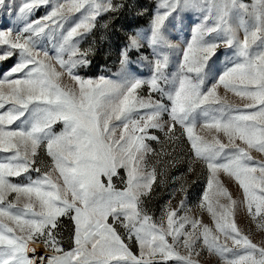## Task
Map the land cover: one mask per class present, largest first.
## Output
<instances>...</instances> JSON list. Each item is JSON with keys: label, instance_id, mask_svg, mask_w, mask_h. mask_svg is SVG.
I'll return each instance as SVG.
<instances>
[{"label": "snow or ice", "instance_id": "1", "mask_svg": "<svg viewBox=\"0 0 264 264\" xmlns=\"http://www.w3.org/2000/svg\"><path fill=\"white\" fill-rule=\"evenodd\" d=\"M41 7L50 10L32 19ZM125 7L0 0V14L22 24L0 29V62L17 58L0 77V264H202L204 252L221 264H264V243L235 219L242 204L264 233V0H155L147 31L130 34L120 50L115 78L79 75L94 54L81 42L100 17ZM189 12L200 19L182 47L170 35L183 31ZM144 66L147 77L138 74ZM185 137L188 171L200 164L207 173L199 209L211 225L187 214L183 183L184 199L175 208L169 201L158 221L145 207ZM221 173L239 185L242 201ZM25 176L27 183L11 179ZM63 217L73 224L68 249L58 238Z\"/></svg>", "mask_w": 264, "mask_h": 264}, {"label": "rangeland", "instance_id": "2", "mask_svg": "<svg viewBox=\"0 0 264 264\" xmlns=\"http://www.w3.org/2000/svg\"><path fill=\"white\" fill-rule=\"evenodd\" d=\"M11 2V0H9ZM115 2H123L127 7L121 9L118 13L106 14L98 19L97 27L94 31L85 37L81 42V48H88L91 46L94 49V54L89 58L91 64L86 68L77 69V73L85 78H96L99 76L114 77V74L118 71L119 63L118 57L120 50L126 45L127 37L130 34H134L136 31H147L150 13L155 9V0H115ZM248 2V0H246ZM19 3V0H17ZM147 10L144 15H138L137 13L141 10ZM50 10L48 8L41 7L32 16V19H37L46 14ZM199 14L196 12H189L185 14L184 19V29L180 33H172L170 39L173 43L180 44L182 47L185 42L191 39V30L196 23L199 22ZM106 25V26H105ZM9 27H22V24L15 22V18H9L7 15L0 14V29L7 30ZM44 47L49 50L50 55H54L51 45L45 41ZM148 49L145 48V55L148 54ZM132 59L136 60L138 53L131 54ZM178 58V57H177ZM16 57H12L5 62H0V77L3 73L10 69L16 63ZM149 59L151 57L149 56ZM221 62L223 61V54L220 55ZM54 62V61H53ZM146 64V62H145ZM58 67V66H57ZM135 67V66H134ZM59 70V69H58ZM174 70V69H173ZM221 70H223L221 68ZM143 74L147 77L150 75L147 66L139 69L138 74ZM63 83L68 84V77L63 78ZM220 94H224L223 88L219 89ZM142 95L147 96V89L144 88L141 92ZM228 98L238 104H242L243 101L240 98L235 97L232 93H228ZM164 121H167L168 117L165 115L163 117ZM62 125H57L55 130L58 132ZM153 135H157L164 139V133L158 130H150ZM197 133L201 135H206L207 133L198 125ZM179 130L177 135H179ZM150 146L157 151L160 150V145L155 141L148 142ZM169 152H173L172 147H168ZM0 155H3L0 153ZM253 156L257 159L262 158V155L253 152ZM191 158V153L189 151V145L187 143L186 137L182 139L175 146V152L170 158L173 160L171 166L166 167V175L158 178V182L155 184L150 197L145 198V207L148 209L149 213L152 214L157 221L159 220L161 210L166 204L171 202V207L175 208L179 205L181 199H184V195L177 190L180 184L183 183L188 189L185 207L188 210L187 214L193 217H199L204 223L211 225V219L206 211H201L199 209V202L201 194L204 191L207 173L203 170L200 164L194 166L195 171L189 172V160ZM149 163L154 164L155 157L149 154ZM162 167V166H161ZM125 176L124 170L121 169L118 177L113 178V183L118 187L122 188L123 184L120 177ZM31 178L35 179L36 174L32 173ZM221 180L223 181L225 187L228 188L229 192L232 194L235 200L242 201L243 193L239 188V185L232 179L226 177L221 173ZM13 182H28V177L25 176L23 180L20 178H11ZM106 180V178H105ZM163 182H160V181ZM184 213L182 212L181 215ZM236 222L238 226L246 233L250 235L256 243H264V233L256 230L255 225L250 221L247 216L246 209L241 204L238 206L236 211ZM73 231L72 221L68 217L61 218V223L59 227V239L62 241V247L68 249L71 246V236ZM30 247H36L37 254H44L45 249L42 242H37L36 244L29 243ZM133 250H136L135 244H132ZM202 264H221L219 259L215 256H209L207 252L203 253L201 257Z\"/></svg>", "mask_w": 264, "mask_h": 264}]
</instances>
